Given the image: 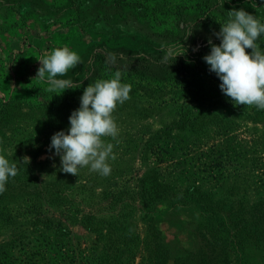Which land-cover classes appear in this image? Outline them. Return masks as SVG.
I'll list each match as a JSON object with an SVG mask.
<instances>
[{
  "label": "rangeland",
  "instance_id": "obj_1",
  "mask_svg": "<svg viewBox=\"0 0 264 264\" xmlns=\"http://www.w3.org/2000/svg\"><path fill=\"white\" fill-rule=\"evenodd\" d=\"M221 2L204 27L197 23L198 0H0V155L18 168L0 199V245L14 231L32 230V216L38 230L29 237L32 254L7 248L4 264H146L151 240L164 248L165 264L193 250L224 264H264V110L234 114L205 82L197 94L183 96L196 119L179 127L170 94L131 85L130 99L113 113L119 134L105 138L116 157L108 160L111 173L85 167L76 177L60 170L50 144L54 133L67 132L83 91L55 94L35 77L38 59L58 47L80 56L77 67L58 77L78 86L96 51L118 64L162 59L180 51L168 30L204 57L209 39L219 45L215 33L228 11L243 8L264 23V0ZM257 43L264 51V34ZM145 176L170 190L148 209L137 196ZM185 191L202 195L205 204L171 199ZM7 214L19 216L7 221ZM46 220L63 229H46Z\"/></svg>",
  "mask_w": 264,
  "mask_h": 264
},
{
  "label": "clouds",
  "instance_id": "obj_2",
  "mask_svg": "<svg viewBox=\"0 0 264 264\" xmlns=\"http://www.w3.org/2000/svg\"><path fill=\"white\" fill-rule=\"evenodd\" d=\"M224 2L222 0L221 7ZM228 15L227 22L220 24L219 32L215 33L220 38L219 45L209 39L210 53L203 59L209 70L219 77L221 91L234 105L264 110V51L257 43L264 34V23L243 8L232 9ZM190 34L191 31L187 36ZM184 52L170 50L165 60H175ZM38 60L40 67L35 77L48 85L47 91L60 94L66 89L78 88L71 79L58 78L66 76L80 63L76 52L68 47H58ZM121 75L116 71L114 78L97 79L88 84L80 97L79 108L68 118L67 132L60 130L52 135L50 149H55V154L60 156V170L64 173L77 177L79 170L85 167L101 176L111 173L108 160L116 157L113 144L105 138L114 140L118 136L119 128L113 113L118 104L130 99L131 91L130 84L121 83ZM17 173V165L0 155V194L6 191L9 177H15Z\"/></svg>",
  "mask_w": 264,
  "mask_h": 264
},
{
  "label": "trees",
  "instance_id": "obj_3",
  "mask_svg": "<svg viewBox=\"0 0 264 264\" xmlns=\"http://www.w3.org/2000/svg\"><path fill=\"white\" fill-rule=\"evenodd\" d=\"M214 2H216V0H198L197 9L199 17L202 19L201 22L197 23L202 24L204 27H208L210 25L209 22L213 15L212 5ZM178 15L181 18H184L180 13ZM165 33L170 40L179 46V50L181 52L185 51L182 57H176L175 60H165V57L162 59H156L153 56H138L133 58L131 61L118 64L111 62L104 52L96 51L92 54L93 62L91 66L87 68L88 73L86 75V79L82 84L76 86L78 87L75 88L76 92H82L88 84H93L97 79L114 78L115 72L120 71L122 74L121 83L137 85L142 89V92L144 90V92H148L149 95L170 94L173 97L172 99L176 100V103L178 104L177 126L179 127L191 125L196 119L193 112L187 110L189 106L183 96L192 92V94H197V91L200 90L201 84L205 82L213 86L219 101H221L225 107L231 108L234 114L248 116L254 114L255 116H258L263 112V110H259L255 106L250 107L246 105H234L231 98L227 97L221 91L219 87L221 83L219 77L214 72L209 70V65H207L204 61L201 52L193 50L189 43L185 42L183 38L178 40L176 38V34L171 33V31L167 30ZM74 93L75 91L70 92V96ZM141 182L142 189L138 190L137 196L144 209H148L151 204L167 199L170 190H164V186L155 184L154 177L149 176L142 178ZM4 195L5 191L0 194V199H2V196ZM171 199H174L176 204H194L196 206H202L205 204L202 201V195H196L190 191L182 192ZM27 213L35 214L33 210H28ZM15 216L18 217L19 215L11 216L10 214H7L5 219L7 221H11ZM24 219L26 220V218ZM259 219L260 222L264 224V206H262V210L260 211ZM30 221H32L30 226L33 227L32 230L24 228L18 230L17 232L14 231L11 236V242L0 245V264H4L8 258L7 248L13 249L15 246H20V249H22L26 255H29L30 253L32 254L30 248H28V244L30 242L29 237L38 230L35 227L36 217L32 216ZM60 225L61 222H55L54 220H46L42 222V226L46 229H49L51 226L58 230L63 229ZM26 247L27 249L24 250ZM163 251L164 248L160 245V243L152 240L148 242V256L146 264H165L166 260ZM141 262H143L142 258ZM175 263L224 264V260L221 258L216 260H207L200 256L197 250H193L179 253L175 257Z\"/></svg>",
  "mask_w": 264,
  "mask_h": 264
}]
</instances>
